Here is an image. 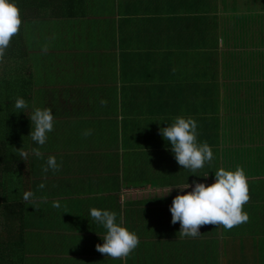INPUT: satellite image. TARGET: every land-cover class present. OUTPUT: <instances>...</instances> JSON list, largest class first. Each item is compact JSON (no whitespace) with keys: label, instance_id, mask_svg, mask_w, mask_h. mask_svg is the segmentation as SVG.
Masks as SVG:
<instances>
[{"label":"crops","instance_id":"0c3cea01","mask_svg":"<svg viewBox=\"0 0 264 264\" xmlns=\"http://www.w3.org/2000/svg\"><path fill=\"white\" fill-rule=\"evenodd\" d=\"M47 1L60 14L28 18L25 34L33 110L50 108L54 129L43 146L20 143L27 162L0 161V264L10 229L16 264H264V0H208L205 14L201 0ZM179 116L197 121V143L213 151L197 173L160 132ZM53 155L60 168L45 173ZM221 167L244 169L249 220L180 238L174 186L212 184ZM93 207L138 235L126 259L96 250L106 229Z\"/></svg>","mask_w":264,"mask_h":264},{"label":"clouds","instance_id":"9594fccd","mask_svg":"<svg viewBox=\"0 0 264 264\" xmlns=\"http://www.w3.org/2000/svg\"><path fill=\"white\" fill-rule=\"evenodd\" d=\"M21 24V10L14 0H0V61L5 57L12 38L19 34ZM14 106L15 109L20 110L16 111L17 113L23 111L28 115L32 123L29 136L32 141L43 146L48 139L47 134L54 129L52 110L35 108L29 114L26 111L28 103L22 97L15 100ZM197 127L195 119L179 116L170 126L160 129L163 138L170 142L177 163L183 169L191 170L192 173H197L206 162L213 160V151L209 144L197 143ZM90 134L91 130H86L84 133L85 136ZM16 154L19 159L28 161L29 152L23 147L17 149ZM32 154L37 157L43 155L39 148H33ZM59 168L60 165L53 155L48 157L43 171L45 173L49 169L58 171ZM203 176L207 177L208 174ZM193 183L194 187L189 183L174 186L180 190V194L175 196L170 208L171 223L175 225L179 222L180 238L198 237L202 226L214 225L232 229L249 220L248 213L243 210L244 205L250 200L248 178L243 168L237 167L235 171H231L221 167L215 171L214 183L206 184L198 181ZM38 187L43 189L45 185L41 183ZM172 188L165 196L172 191ZM189 188L192 190L185 192V189ZM22 202L35 205V194L25 191ZM52 206L57 209L61 207L59 201H53ZM90 218L106 229L104 235L100 234L104 243L96 245V250L106 257L126 259L140 243L138 235L123 226L122 218L119 223L117 222L115 212L93 207L90 209Z\"/></svg>","mask_w":264,"mask_h":264},{"label":"trees","instance_id":"16d2710c","mask_svg":"<svg viewBox=\"0 0 264 264\" xmlns=\"http://www.w3.org/2000/svg\"><path fill=\"white\" fill-rule=\"evenodd\" d=\"M208 0H201V11L203 14L210 12V5ZM21 10L22 24L19 34L14 36L11 40L10 46L6 51V55L0 61V161L12 159L15 157L20 143L25 140L29 142V132L32 128V123L28 115L15 109V100L22 97L28 103L29 114L33 111V101L30 98L32 88L33 73L29 61V44L26 42V20H41L42 17L52 16L54 7L47 0H14ZM75 5H71L74 8ZM38 8V9H37ZM36 10L33 14L31 11ZM59 12L64 11L63 7L58 5ZM70 14L77 15L79 12L71 10ZM34 21L27 22V30L34 28ZM207 45L203 39V46ZM204 57V56H203ZM10 238L4 242V258L5 264H16L18 240L12 229L9 230ZM16 251V252H15ZM0 253L2 254V247L0 245ZM16 253V254H15ZM15 254V256H14ZM8 259V260H7Z\"/></svg>","mask_w":264,"mask_h":264},{"label":"rangeland","instance_id":"374dc122","mask_svg":"<svg viewBox=\"0 0 264 264\" xmlns=\"http://www.w3.org/2000/svg\"><path fill=\"white\" fill-rule=\"evenodd\" d=\"M33 64V67H36V65L34 64V63H32ZM49 103V102H48ZM49 106V105H48Z\"/></svg>","mask_w":264,"mask_h":264}]
</instances>
